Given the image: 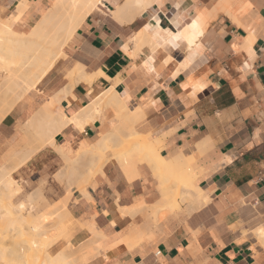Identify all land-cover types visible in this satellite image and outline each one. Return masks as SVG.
Returning <instances> with one entry per match:
<instances>
[{"label": "crops", "instance_id": "crops-1", "mask_svg": "<svg viewBox=\"0 0 264 264\" xmlns=\"http://www.w3.org/2000/svg\"><path fill=\"white\" fill-rule=\"evenodd\" d=\"M51 1L0 0V19H11L15 32L26 33ZM124 2L101 0L63 48L64 56L0 121V168L27 145H37L35 133L47 136L56 128L47 117H37L42 107L53 102L72 118L93 102L92 91L112 90L129 110L140 109L133 128L159 141L162 158L188 161L206 203L181 204L152 226L148 208L161 200V192L151 169L139 164L128 176L110 161L83 191L86 200L70 190L72 235L80 236V223H93L104 236L105 250L114 246L98 264H264V246L256 235L264 231V0H145V9L130 7L114 16ZM192 20L200 21L203 31L189 48L171 35ZM160 29L163 38L155 43L137 40L144 30L153 36L161 35ZM76 65L91 82L70 81ZM86 122L82 128L63 127L55 144L76 150L117 123L105 108ZM58 162L56 151L45 147L12 178L42 176ZM116 208L125 209V216ZM133 228L144 235L129 244L125 238Z\"/></svg>", "mask_w": 264, "mask_h": 264}, {"label": "bare ground", "instance_id": "bare-ground-1", "mask_svg": "<svg viewBox=\"0 0 264 264\" xmlns=\"http://www.w3.org/2000/svg\"><path fill=\"white\" fill-rule=\"evenodd\" d=\"M100 1L101 0H52L49 8L46 11H44V13L35 23V25L26 33L15 32L12 28L13 21L11 19H6V20L0 19V60L3 59V56H5V53H11L12 50L16 51L20 48H28L35 41L43 37H47L46 35L50 34V36L47 37L48 43H47V47L45 48L46 59L43 61V63L47 66L46 69H42L38 72H34L32 73V75L23 77L19 79L18 81H16L15 79L13 80L12 77L8 75L6 78L4 77L5 79L3 81L0 82V94L1 92H4L2 93L3 100L2 101L0 100V121L10 112V110L14 107V105L28 91H30L31 89L33 90V88H35L41 82V80L54 67L58 59L64 56L61 49L65 47L68 44V42L73 38V35L75 31L77 30V28L80 26V24L84 21L87 15H89V13L95 8V6ZM130 7H134V9L136 7V9L138 8L140 10H143L146 7L145 0H125L123 6L117 7L113 15L117 17L121 14V12H123L126 9H129ZM24 8H25V3H22L20 4L18 11L22 12ZM167 15L170 16L169 14ZM193 23L196 24L195 28L192 27ZM159 31L161 32V29ZM202 31H203V24L200 21L192 20L188 25L185 26V28L183 29L181 33H178V34L176 33V35H171V36L173 37L174 40H177V41L179 39L184 40L186 42V45L189 48H192V46L195 45V42L198 39V37L202 34ZM162 33L163 32H161V35L156 34L152 36V35H148V33H146L144 30V32L138 35L137 40L141 43L143 42L146 44L155 43L157 39L163 38ZM165 33L169 34L168 32H165ZM164 45H161V46H164ZM165 47H169V45H166ZM126 48H127V45H126ZM167 58L169 59V57H166V59ZM164 62H167V61L165 60ZM72 65H75V63ZM83 68L84 67H81L79 65H76L74 66V68H72V71H70L68 75V78L70 79L72 83L73 82L76 83L81 80H84L85 83L86 81L87 82L92 81L93 78L91 76H88L84 71L85 68L84 69ZM93 77L97 79L96 76H93ZM110 81L108 80V82ZM64 86L67 87L68 85H64ZM112 89H114V87H112ZM6 91H8V93L10 92L11 94L7 95ZM91 96H92L93 102L89 104L88 106L83 107L81 109V112L78 113L76 116L74 115H73L74 117L70 116L72 118H67L62 113V111L58 109V107H56L55 103L53 102L42 107L37 117H39V115L47 117L50 120V122H52L53 125H55L54 127L56 128L53 130L54 128V127L52 128L53 125L51 127L49 126L50 128L46 126L49 130L52 129L53 131L50 133H47V136H45L44 139L42 140L40 139L36 147H34L33 145L32 147L27 146L28 147L27 150H25L24 152L20 154L17 153V156L20 155L19 156L20 160L18 159L19 163H17L16 165L14 164L15 166L12 169H9V170L8 168L0 169V202L5 201L7 203V205L5 204L3 206L1 218L5 217V220L7 218L6 225L7 227L10 226L8 230L6 229L7 231H4L5 233L4 235H6V237H8L7 235H10V238H12V237H16V235L18 234L16 237V242H18L17 238H19L20 235L23 236V233H22L23 231L21 232L19 231V229L23 230L26 228L29 230L31 237H32L30 238L32 240L28 239L27 243H25L24 241L23 244H26V245L22 244L23 242L22 239L24 237L21 238V240L19 239L20 240L19 241L20 243L18 242L19 246L23 245L25 247V249H23L22 252L18 251V248H14V247H19V246H17L16 243L12 241L13 244H15L16 246H13V245L11 246H13V248L15 249L17 253L16 256L18 255L17 257H19V259H21L22 261L21 263L17 262L18 264H98L100 261L108 258L114 252V249H112L114 246L105 251L104 250L102 251L101 246H99L97 247L96 252H94L92 251L93 248H90L91 246L85 247L83 245L84 240L90 239L89 238L90 236L92 239L91 242H94L93 238H98L100 242H103L104 240V236L101 234L100 231L96 230L93 223H89V224H86L87 222L80 223V224L78 223L80 225V236L75 237L72 235V232L70 229L72 218H71L70 212L67 210L65 201L61 200L62 202H60V206H57L53 208L52 210H50L49 213L52 216L53 224H54L51 226L52 228L53 227L54 228H53V232L48 235L46 234V231L44 229L45 228L46 230L49 228L51 229V227L47 228V226L45 227L43 225H40L39 220L37 219L36 215H29V217L23 216L22 215L23 211H21V209H23L22 204H19L18 207L16 206L17 209H15V206H13L12 204L10 203L8 204V200L10 201L11 198L18 195L19 192H21L18 190V188L15 189L16 182L12 179V174L16 172L20 167H22L34 154L44 149L45 147H50L54 149L56 152H59L60 155L64 157V159H68V154H70V152L68 150L66 152L65 149H62L61 147L55 144L54 142L55 134H57L59 131H61L63 127L67 126L70 123H73L79 128H82L84 126V122L86 121L88 123L91 121L93 122V119L95 118V116H97L103 108L111 109L114 112L117 123L111 124L109 130H107L106 132L100 133L98 138L93 143H90V144L85 143V142L81 143L80 147L78 148L79 155H76L78 159L82 158V159H85L91 162L90 163L91 172H89L88 173L89 176H87L89 177V179L92 180L96 173L101 172V167L98 164V162L100 160L102 161L106 153L111 152L114 157L113 159H111V161L114 163L120 164V166L122 167L123 173H125L128 176L129 175L131 176V174L136 172V168H137L136 162L142 160L145 163H147V166H149V168L152 169L156 174L177 175L180 177L181 182L184 181L185 184L184 185L181 184L180 187L177 186L175 188L173 187L164 188L161 191V200L157 202L156 205L154 206L152 205V207L148 208L147 217H149V219L156 217L157 214L159 213L158 211H163L168 208L177 209L180 203H184L186 201L192 207L196 205H200V203H204V202L206 203V197L203 195V192L197 186L193 184L192 179L194 178V174L188 166V161L185 160L183 157H177L171 160L162 158L158 153L159 152V141L156 140L154 137L140 135L138 132L134 130L133 124L137 121L138 117L140 116V109L129 110L127 106L125 105L124 101L119 96H117L115 93H113L112 90L106 93L105 91L104 93H100L98 91H92ZM83 120L85 121L82 122ZM48 121L47 123H49ZM23 124L25 125V123ZM36 125L34 126L36 127ZM121 145L122 147L120 148ZM199 155H203V154H199ZM95 163H97V165ZM157 180L158 179H156V181ZM159 181H161V179ZM77 182L79 183V181ZM81 182L82 183L81 184L79 183L78 185V188H79L78 192L82 191L81 192L82 194L80 193L81 198H85L86 200L87 197H85V193H84L86 190L84 189L86 188L84 187V184L86 182H83L82 180ZM38 189L37 191H35V193L39 191ZM38 193H36L37 195H35V197L38 196L37 198H40L42 194L39 193L38 195ZM20 211L22 214L20 213ZM119 211L121 212L120 214L124 215L126 210L119 209ZM119 211L117 209V212ZM130 211L133 212V209L129 210V213ZM142 211L143 210H140V211L138 210V212H142ZM117 214L119 215V213ZM129 217H130V214H129ZM111 225H113V223ZM145 228L146 227H144V229ZM19 232L22 234H20ZM262 232H264L263 229L261 230L259 229V231L256 232V235L260 239V242L262 243V245L264 246V234H262ZM141 235H144V233L142 234L139 228H133L131 231L129 230V233L126 236L125 240L126 242H129L130 244V241L132 239L134 243L136 240H133V238L139 239ZM37 238H42V239H37ZM37 240L38 241L41 240V241L38 242ZM29 241H32V243ZM132 241H131V244H132ZM28 242L31 243V245ZM2 245H0V249L2 248L1 247ZM83 247L90 248V249L86 250ZM4 248L5 247H3V251L6 250ZM75 252L79 253V255L75 256L76 255ZM81 254H86L87 256L81 257L80 259ZM0 261L2 262V257Z\"/></svg>", "mask_w": 264, "mask_h": 264}, {"label": "rangeland", "instance_id": "rangeland-1", "mask_svg": "<svg viewBox=\"0 0 264 264\" xmlns=\"http://www.w3.org/2000/svg\"><path fill=\"white\" fill-rule=\"evenodd\" d=\"M46 36L48 37V36H50V34H48ZM47 37H43V38L35 41L28 48H20L16 51L12 50L11 53H5V56H3V59L0 60V82L3 81L8 75H10L13 80L15 79L16 81H18L19 79H21L23 77L32 75V73H34V72H38L42 69H46L47 66L43 63V61L46 59L45 48L47 47V43H48ZM63 48L61 49L62 51H63ZM6 92H7V95L11 94L10 92L8 93V91H6ZM2 93H4V92H1V94H0V96H1L0 100L1 101L3 100V96H2L3 94ZM44 132L45 131H42V132L38 131L37 132L38 134L35 133V136L37 137V141H40V139L42 140L45 138L46 133H44ZM27 146L32 147V145H27ZM33 146L36 147L37 145H33ZM121 147H122V145L120 146V148ZM61 148L65 149L66 152H67V150L70 152V154H68V159H64V157H62L59 152H56L60 156V162H58L57 165H55L53 168H51L49 173H43L42 176H39V174L36 173V174L32 175L31 178H25V179L20 178V179H18L19 181H15V178L14 179L12 178L16 182L15 183V186H16L15 189L18 188V190L21 192H19L18 195L11 198L10 201L8 200V204L10 203L13 206H15V209H17L16 206L18 207L19 204L23 205V209H21V211H23V214L20 211V213L23 216L29 217V215H36L37 219L39 220L40 225H43L45 227L47 226V228L51 227V229L50 228L47 230H46V228L44 229L46 231L47 235L51 234L53 232V228H54V227L52 228V226H51L54 224H53L52 216L49 213L50 210H52L53 208H55L57 206H60V202H62V201H65L66 206H67V201H68L69 197L71 196V194H69L70 190L72 188H75L76 190H78L79 189L78 188L79 183L80 184L82 183L81 180L83 182H86L84 184V187H87L91 181V179H89V177H87V176H89L88 173L91 172L90 171L91 170V164H90L91 162L88 160L82 159V158L81 159L77 158L76 155H79L78 148L76 150H72L69 146H61ZM27 149H28V147L26 149H23L22 151L18 152V154L24 152ZM19 156H17V154H16L10 160V162H8L2 168H6V169L8 168V170L12 169L17 163H19V161H18V159L20 158ZM113 158L114 157H113L111 152L105 154V157L102 159V161L100 160L98 162V164L101 167V171H102L103 167L108 162H110L111 159H113ZM138 158H139V156H138ZM67 160H69V161H67ZM95 164L97 165V163H95ZM116 164H118V163H116ZM136 164L137 165H139V164L147 165V163H145L142 160L137 161ZM118 165L120 166V164H118ZM120 168L122 169L121 166H120ZM151 171L153 173V177L155 178V180L158 179L157 182H158V188H159L160 192L164 188H171V187L175 188L177 186L180 187L181 184H183V185L185 184L184 181L181 182L180 177L177 175H159V174H156L152 169H151ZM154 175H156V176H154ZM160 179H161V181H159ZM192 180H194V178ZM77 181H79V183ZM37 189L39 191L41 190L40 192L38 191L40 194H42L40 198H37L38 196L35 197V195H37L36 193H38V192L35 193V191H37ZM58 189L59 190L61 189L63 191L64 195H61V193H59ZM80 192H82V191H80ZM39 193H38V195H39ZM185 203H187V201L184 203H180V205L185 204ZM5 204L7 205V203L5 201L0 202V245H2V244L4 245V246L2 245L1 246L2 248L0 249L1 250L0 256L2 257V262L0 261V264H7V263L8 264H18L19 262L21 263L22 261H21V259H19V257H17L18 255L16 256L17 253H16L14 248H18V251L22 252L23 249H25V247L23 245H26V244H23L24 241H25V243H27V240L28 239L32 240V239H30L32 237H31V234H30L28 229H26V228L23 230L19 229V231H21V232L23 231L22 232L23 236L20 235V237L17 238V241L19 242L21 240V238L24 237L22 239L23 242L21 241L23 245L21 244L22 246H19L20 242L19 243L16 242V237L18 234L16 235L14 233L16 235V237H12V238H10V235H7L8 237H6V235H4L5 234L4 231H7L8 228L10 227V226L7 227V225H6L7 218H6V220H5V217L1 218L3 206ZM180 205L177 209L176 208H173V209L168 208V209H165L163 211H158L159 213L157 214V216L152 218V220H151L152 226L158 225L159 223L165 221L170 215L176 213L180 209ZM16 231H18V230H16ZM16 233H18V232H16ZM22 233H20V234H22ZM89 238L90 239L84 240V243H86L84 245L85 247L91 246L90 248H93L92 251L96 252L97 247L101 246L102 251L103 250L105 251L103 242H100L98 238H93L94 242H91L92 241L91 236ZM37 239H42V238H37ZM5 240H7V241H5ZM12 241H14L16 243V245L19 247L13 248V246H16V245L13 244ZM40 241H38V242H40ZM29 242L32 243V241H29ZM31 243H29V244L31 245ZM91 244H93V245H91ZM11 245H13V246H11ZM3 247H5L4 249H6V250L3 251ZM85 247H83V248L86 250L90 249V248H85ZM75 254H76L75 256L79 255V253H77V252H75ZM86 256H87L86 254H81L80 259H81V257H86ZM1 257H0V259H1ZM4 262H6V263H4Z\"/></svg>", "mask_w": 264, "mask_h": 264}, {"label": "snow or ice", "instance_id": "snow-or-ice-1", "mask_svg": "<svg viewBox=\"0 0 264 264\" xmlns=\"http://www.w3.org/2000/svg\"><path fill=\"white\" fill-rule=\"evenodd\" d=\"M192 27H193V28H195V27H196V24H195V23H193ZM262 234H264V232H262Z\"/></svg>", "mask_w": 264, "mask_h": 264}, {"label": "built area", "instance_id": "built-area-1", "mask_svg": "<svg viewBox=\"0 0 264 264\" xmlns=\"http://www.w3.org/2000/svg\"><path fill=\"white\" fill-rule=\"evenodd\" d=\"M156 255H158V253Z\"/></svg>", "mask_w": 264, "mask_h": 264}]
</instances>
